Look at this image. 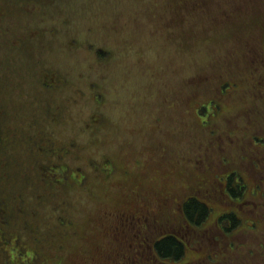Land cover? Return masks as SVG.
<instances>
[{"label": "rangeland", "instance_id": "obj_1", "mask_svg": "<svg viewBox=\"0 0 264 264\" xmlns=\"http://www.w3.org/2000/svg\"><path fill=\"white\" fill-rule=\"evenodd\" d=\"M179 2L38 0L13 16L18 41L0 48L7 124L52 149L24 137L14 151L33 179L6 183L28 210L4 222L0 264H264V0H209L182 26ZM218 80L231 85L214 94ZM44 154L57 172L42 180ZM190 196L211 207L199 225L182 210ZM167 234L182 257L158 254Z\"/></svg>", "mask_w": 264, "mask_h": 264}, {"label": "trees", "instance_id": "obj_2", "mask_svg": "<svg viewBox=\"0 0 264 264\" xmlns=\"http://www.w3.org/2000/svg\"><path fill=\"white\" fill-rule=\"evenodd\" d=\"M31 4L37 7L38 0H0V40H3L0 41V48L6 46V48H10L11 50L14 45H16L18 40H14L16 38L14 36V33H12V28H14V24L17 23L19 20H17V22H14L13 16L18 17L21 13L30 12V9L28 8ZM207 4H210L209 0H180V2L176 4L179 5L180 8L176 7L174 9V12L177 13L176 15H178V26H182V23L185 21H192L191 17H200L196 16L197 12H200L201 10L205 9ZM187 11H189V18L188 16H186ZM181 29L184 30L183 28ZM26 36L27 39L21 40L22 43H26L28 41L33 40L32 38H35L33 37L32 33H30L29 36ZM100 51L101 50H98L97 52L100 54L99 57L102 58L103 55ZM103 51L106 52V50ZM3 66H5V68H8L9 65L5 62ZM57 72V69H50V72L45 71L44 76L42 78L43 87L48 90H55L57 89V87H59L57 83L62 82V77H60L61 79L56 77L58 76ZM48 73L50 74L48 75ZM45 75H47V79L44 80ZM9 79V76L0 73V93L2 90H4L3 88L5 87V84L8 82ZM16 79H18V77H16ZM230 85L231 82L228 80H218L215 84L214 94H217L218 90H223L221 92L226 91L227 87ZM195 93H197V91H195ZM197 96L198 95L196 94L195 96L191 97L197 98ZM213 102H215V104H213ZM211 103L214 106H212L213 111H215V107H217L218 105L217 99L213 98ZM49 110L51 115L55 114L54 107L49 108ZM9 116V108L8 106H6V102H3L0 97V232H2V234L4 235L6 234L5 239L7 241H10L11 238L9 235H11V233L9 232L10 230H6L7 225H5L4 222L10 221L11 217L20 215L23 216L26 213L25 211L28 210V208L26 210L24 206H22L20 203H17V201L21 198L20 194L18 192H16V194L10 192L6 183L11 181L14 177L20 178L22 176V178L33 179V174L31 171V164L33 165V160H31V164L27 162V160L26 162H24L23 160H19L16 157L14 151L16 150L17 145H19L21 141L26 139L24 137H31L30 139L33 140L32 145H29L32 150H37L41 148L40 150H38V152L44 153L49 152L52 149V146L48 145V142H52V139L49 135H46L43 132L41 134H39V132H32V134H29L28 136L22 135L20 134L21 130H17V128L19 127L15 128L7 124V119L9 118ZM53 149L56 148L53 147ZM62 155L60 154L59 156ZM45 156L46 154L39 157H34L36 158L34 164H38V167L36 169V176L42 180L46 177L53 178V176L57 172V169H55V165L44 162ZM22 166H24L26 169H24L23 171L19 170L17 173L15 171H12L11 169V167L21 168ZM229 177L230 178L228 179L227 183L228 189L235 196L240 195L238 193L239 191L241 193L243 184L239 181L237 182V185H234L233 174ZM20 208L22 209V211L19 210ZM182 210L188 224L199 225L201 222L204 221V219L207 218L208 214L211 211V207L206 201H203L196 196H190L184 201L182 205ZM19 212H22V214H20ZM238 220V215L234 212L225 213L220 217V223L224 225L226 224L225 227L228 230L236 226ZM228 222L231 226L227 225ZM17 238L18 237L14 236L13 240H17ZM154 247L157 250L158 254L162 257H173L176 259L182 257L187 249V245L184 240L178 237V235L176 234H167L161 237L160 239L156 240V242L154 243Z\"/></svg>", "mask_w": 264, "mask_h": 264}]
</instances>
